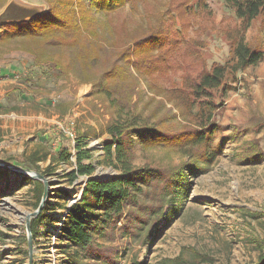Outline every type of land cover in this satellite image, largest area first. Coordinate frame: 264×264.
Segmentation results:
<instances>
[{"label": "rangeland", "instance_id": "374dc122", "mask_svg": "<svg viewBox=\"0 0 264 264\" xmlns=\"http://www.w3.org/2000/svg\"><path fill=\"white\" fill-rule=\"evenodd\" d=\"M9 1L0 0V11ZM22 1L44 9L47 5L46 0ZM175 1L180 3L178 9ZM175 1L127 0L114 13L90 12L99 38L106 42L113 38L117 48L150 27L160 24L168 31L164 47L168 60L148 69H131L136 82L131 106L142 119L148 117L150 123L164 119L163 125L181 131L195 127V110L182 103L191 81L202 69L231 63L230 36L238 20L225 0ZM245 39L264 47V11L251 22ZM40 51L45 58L35 64ZM56 55L55 49H45L36 40L0 43V163L36 172L50 165L46 200L69 206L87 176L70 182L71 164H52L47 159L36 169L26 157L38 148L53 152L56 144L69 139L58 123L73 122L79 139L90 136L86 143L95 157L91 175L110 177L119 170L107 163L101 144L117 110L92 88L89 78L99 68L91 73L78 62L66 66L68 55L55 68ZM209 93L208 99L217 103L212 112L217 130L211 141V147L220 149L216 160L206 172L187 175L188 190L179 191L177 200L165 207L177 206L178 212L164 227L157 224L161 230L154 237L142 242L137 237L118 235L110 241L98 236L112 261L109 264H159L179 255L180 264H259L258 242L264 238V60L242 72H228L222 85ZM183 158L170 148L136 146L132 162L168 166ZM23 178L0 176V193H6L0 198V264H28L26 215L35 209L31 184ZM145 200L149 202L150 195ZM47 213L52 216L39 224L31 264H69L60 247L62 240L52 231L63 210L57 206Z\"/></svg>", "mask_w": 264, "mask_h": 264}, {"label": "trees", "instance_id": "16d2710c", "mask_svg": "<svg viewBox=\"0 0 264 264\" xmlns=\"http://www.w3.org/2000/svg\"><path fill=\"white\" fill-rule=\"evenodd\" d=\"M126 1L46 0V8L41 14L22 21L0 23V43L36 40L45 49L57 51L55 68L61 64L63 55H68L66 66L78 62L91 73L99 68L89 81L94 92L104 94L117 110L116 119L105 127L108 137L101 145L107 163L119 171L105 178L92 176L95 166L83 163V159H91L92 155L85 148L86 143L77 137L75 167L69 181L73 182L82 175L88 177L80 199L71 206L46 200L40 213L29 223L34 240L39 224L52 216L47 210L60 206L63 213L66 212L57 236L62 240L60 247L66 253L69 264H109L112 261L105 255L106 248L98 241V236L110 241L118 235L137 237L144 242L161 230L157 224L162 222L164 227L170 222L178 207H165L177 200L175 196L179 191L188 190L187 175L197 176L206 172L220 152L219 148L211 147L217 130L212 112L217 103L208 99L209 92L222 85L228 72H242L264 60V47L249 44L245 39L251 22L264 11V0H225L238 20L230 36L231 63L214 64L209 69H202L191 81L190 93L182 103L186 109L195 110L192 114L195 127L178 131L177 127L169 129L163 125L164 119H155L150 123L148 117L142 119L132 109L131 99L136 82L131 69H148L152 64L155 66L168 60L164 49L169 40L168 31L159 24L156 28L150 27L146 34L128 41L126 46L117 48L113 38L110 42L99 38L95 18L90 12L93 9L100 14L114 13ZM203 2L200 0L198 4ZM179 4L176 3V9ZM42 58L45 57L40 51L34 63L39 64ZM136 146L166 147L182 153L184 158L175 165L135 166L132 160ZM47 155L48 151L42 154L34 151L26 158L38 169L37 162ZM60 159L68 161L70 154L62 151ZM40 173L51 175L52 167L48 165ZM0 176L7 178L9 173L0 170ZM23 180H29L31 184V204L36 209L43 194V182L25 176ZM5 194L1 192L0 198ZM147 195H150L149 202L145 200ZM258 247L261 250L259 264H264V238L258 242ZM181 262L182 255H179L174 259H163L159 264Z\"/></svg>", "mask_w": 264, "mask_h": 264}, {"label": "water", "instance_id": "95a60500", "mask_svg": "<svg viewBox=\"0 0 264 264\" xmlns=\"http://www.w3.org/2000/svg\"><path fill=\"white\" fill-rule=\"evenodd\" d=\"M44 11L43 5L31 4L22 0H10L3 9L0 11V23L5 22H17L25 19L33 18ZM0 170L8 171L9 175L28 177L30 179H39L43 182V194L38 204L37 208L30 214L26 215V224H27V246H28V264L32 262V252H33V239L29 228L30 218L36 217L47 199L48 190L50 185V180L46 175L41 174L40 172L26 170L21 167H17L10 164L0 163ZM94 176V175H92ZM95 177V176H94ZM88 177H86L87 180ZM82 193V191H81ZM80 193V195H81ZM80 195L70 200L69 206H71L76 200L80 199Z\"/></svg>", "mask_w": 264, "mask_h": 264}, {"label": "crops", "instance_id": "0c3cea01", "mask_svg": "<svg viewBox=\"0 0 264 264\" xmlns=\"http://www.w3.org/2000/svg\"><path fill=\"white\" fill-rule=\"evenodd\" d=\"M81 137H83V136H80V138ZM89 138H90V136H86L85 139L81 138V140H83L86 143V141H88ZM87 143L85 145V148L89 150L88 152L92 155V158L91 159H83V163H85V164L92 163V165L94 166L95 157L92 153V149H90V146ZM53 150L54 151L52 152L49 149L38 148V149L33 150L32 152L39 151V153L42 154L44 151H48V155L45 158H42V160H40V161L47 160V159L51 160L52 158H54V160L51 162L52 164H61V165L62 164H71V166L73 168L75 167V152H76L75 141L73 142L70 139H67L66 142L60 141L58 144L55 145ZM62 151H63V153H69L70 154V159L66 162H64L60 159V154ZM32 152H30V153H32ZM50 160H49V162H50ZM40 161H38L37 163H39Z\"/></svg>", "mask_w": 264, "mask_h": 264}, {"label": "built area", "instance_id": "2783aa9c", "mask_svg": "<svg viewBox=\"0 0 264 264\" xmlns=\"http://www.w3.org/2000/svg\"><path fill=\"white\" fill-rule=\"evenodd\" d=\"M58 126L60 128V130L62 131V133L68 137L70 140H72L73 142L76 140L77 138V134L75 132L74 126H73V122L69 123V126H64L62 123H58ZM65 214L66 212L64 211L63 215L60 217V220L58 221V225L55 229H52L53 233L55 235H57L59 228L61 227V225L63 224L64 220H65ZM58 238V237H57ZM58 243H56L57 245Z\"/></svg>", "mask_w": 264, "mask_h": 264}]
</instances>
